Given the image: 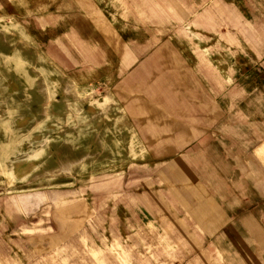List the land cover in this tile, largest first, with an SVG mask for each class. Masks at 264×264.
I'll list each match as a JSON object with an SVG mask.
<instances>
[{
    "label": "rangeland",
    "instance_id": "374dc122",
    "mask_svg": "<svg viewBox=\"0 0 264 264\" xmlns=\"http://www.w3.org/2000/svg\"><path fill=\"white\" fill-rule=\"evenodd\" d=\"M188 2L0 0V264L149 260L145 135L205 86Z\"/></svg>",
    "mask_w": 264,
    "mask_h": 264
},
{
    "label": "crops",
    "instance_id": "0c3cea01",
    "mask_svg": "<svg viewBox=\"0 0 264 264\" xmlns=\"http://www.w3.org/2000/svg\"><path fill=\"white\" fill-rule=\"evenodd\" d=\"M187 2L199 43L182 61L205 86L184 89L183 117L145 135L163 160L136 195L143 264H264V0Z\"/></svg>",
    "mask_w": 264,
    "mask_h": 264
}]
</instances>
